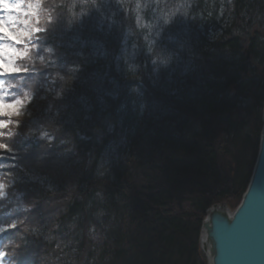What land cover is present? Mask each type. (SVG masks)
Returning a JSON list of instances; mask_svg holds the SVG:
<instances>
[{"label":"trees","instance_id":"1","mask_svg":"<svg viewBox=\"0 0 264 264\" xmlns=\"http://www.w3.org/2000/svg\"><path fill=\"white\" fill-rule=\"evenodd\" d=\"M37 15L1 78L9 99L49 92L0 137V262L207 264L206 211L239 203L258 152L264 0H44Z\"/></svg>","mask_w":264,"mask_h":264},{"label":"water","instance_id":"2","mask_svg":"<svg viewBox=\"0 0 264 264\" xmlns=\"http://www.w3.org/2000/svg\"><path fill=\"white\" fill-rule=\"evenodd\" d=\"M199 241L207 264H264V103L258 152L240 203L233 211L227 202L209 207Z\"/></svg>","mask_w":264,"mask_h":264},{"label":"rangeland","instance_id":"3","mask_svg":"<svg viewBox=\"0 0 264 264\" xmlns=\"http://www.w3.org/2000/svg\"><path fill=\"white\" fill-rule=\"evenodd\" d=\"M43 1L44 0H9V2L11 3L28 4L31 6L29 9L23 10L31 13L30 17H24V19L30 20V23L34 24V26L27 27L21 24L17 25V27H20L25 31V35L19 42L14 36L10 34L6 38L5 27H4L5 22L2 19L4 13L2 10H0V114L8 117L6 119H0V137L5 132L9 134L11 131L10 129H13L18 124L17 122H15V120L21 121L32 118L35 115V113H37L41 109V103L45 102L48 96L49 91L46 93H42V94L39 93L36 94L35 96H31L30 102H26L25 99L20 96L14 99H9L10 98L9 90L5 86H3V80L1 79L6 75L15 74L19 72V68L16 65V61L21 60L26 56V54L28 53V49L25 46V41L32 40L34 38V35L38 31L37 14L39 12V9L41 8V3ZM0 2H3V0H0ZM10 59L12 60L11 67L9 70H5L6 61ZM5 104L16 105L15 112L11 116L4 114L3 105ZM258 147H259V142H258ZM5 186L6 185L0 183V192L3 193V195L0 196H5V194H7V188ZM227 204L231 211H233L238 205L237 204L236 206H232L229 203ZM0 264L2 263L0 262Z\"/></svg>","mask_w":264,"mask_h":264},{"label":"clouds","instance_id":"4","mask_svg":"<svg viewBox=\"0 0 264 264\" xmlns=\"http://www.w3.org/2000/svg\"><path fill=\"white\" fill-rule=\"evenodd\" d=\"M30 7L31 6L28 4L11 3L9 2V0H3V2H0V10H2L4 13V16L2 17V19L5 22L4 27H5L6 38L10 34L14 36L19 42L25 35V31L22 28L17 27V25L21 24L27 27L34 26V24L30 23V20L24 19V17H30L31 13L28 11H23V10L29 9ZM11 64H12L11 59L6 61L5 70H9L11 67ZM24 99L26 102H30L31 94L28 92H25ZM15 109H16V105H13V104L3 105V112L5 115L11 116L15 112ZM0 195H3V193L0 192Z\"/></svg>","mask_w":264,"mask_h":264},{"label":"snow or ice","instance_id":"5","mask_svg":"<svg viewBox=\"0 0 264 264\" xmlns=\"http://www.w3.org/2000/svg\"><path fill=\"white\" fill-rule=\"evenodd\" d=\"M8 149H9L8 145L0 144V150L7 151ZM16 227H17V225L13 224L10 226V229H15ZM0 255H6V254H0Z\"/></svg>","mask_w":264,"mask_h":264}]
</instances>
